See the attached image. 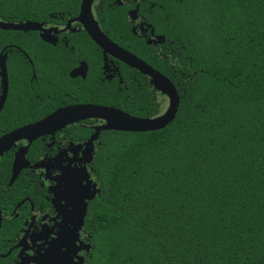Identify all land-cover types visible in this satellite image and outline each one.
I'll return each mask as SVG.
<instances>
[{
  "label": "trees",
  "instance_id": "1",
  "mask_svg": "<svg viewBox=\"0 0 264 264\" xmlns=\"http://www.w3.org/2000/svg\"><path fill=\"white\" fill-rule=\"evenodd\" d=\"M77 1L34 5L57 11ZM27 5L0 0V14ZM160 6L155 29L171 42V56L142 59L174 86L177 112L157 131L107 130L98 138L89 164L97 192L83 222L86 264H264V0ZM19 88L16 98L9 89L0 135L21 125L6 107L12 99L22 112L30 95ZM67 90L76 102L137 117L159 112L149 91L136 94L134 85Z\"/></svg>",
  "mask_w": 264,
  "mask_h": 264
},
{
  "label": "flooded vegetation",
  "instance_id": "2",
  "mask_svg": "<svg viewBox=\"0 0 264 264\" xmlns=\"http://www.w3.org/2000/svg\"><path fill=\"white\" fill-rule=\"evenodd\" d=\"M162 2L165 0H92L90 14L106 38L157 71L142 56L145 52L157 59L171 56V42L155 29L162 17H156L154 7L162 10ZM80 3L78 0L51 11L48 5L35 6L34 0H28L27 8L19 6L14 12L0 14L2 23H30L39 28L0 29V95L2 71L6 79L0 113L9 89L11 97L16 98L21 86L28 88L30 95L20 105L22 112L14 100L6 104L10 110L8 118L21 123L15 128L37 122L66 106L94 104L76 102L67 93V86L77 84L94 91L99 84L124 91L134 85L136 94L149 91L158 108L157 115L166 108V97L152 88L148 77L103 53L89 39L76 21ZM74 70L76 74L70 77ZM103 124L99 119L81 120L29 144L19 140L0 151V264H86L90 243L83 230L87 207L83 212L82 205L89 200H84L83 182L87 183L85 194L92 189L97 192L89 164L98 138L107 131L96 130ZM95 133L91 151L85 152L86 143ZM26 145L23 158L27 164L10 182L14 154ZM84 155L90 156L87 162Z\"/></svg>",
  "mask_w": 264,
  "mask_h": 264
},
{
  "label": "water",
  "instance_id": "3",
  "mask_svg": "<svg viewBox=\"0 0 264 264\" xmlns=\"http://www.w3.org/2000/svg\"><path fill=\"white\" fill-rule=\"evenodd\" d=\"M92 0H81L79 15L76 21L80 22L82 28L89 39L105 54H109L113 58L127 65L128 67L138 71L140 74L149 78V80L160 90L167 99V106L164 111L154 117L139 118L130 116L121 110L105 107L94 104H78L70 105L55 110L43 119L15 128L8 133L0 136V151L8 148V146L19 140H26L28 144L35 138L51 134L65 126L74 124L81 120L99 119L104 121V125L96 130H115L125 131L132 133H144L163 129L174 119L178 108V95L171 84V82L162 74L153 70L150 66L142 60L136 58L132 54L122 50L114 43H112L106 36L99 30L98 26L93 21L90 14V3ZM0 29L2 30H17L29 31L39 30L38 27L30 23H2L0 22ZM79 69V68H78ZM76 70L70 73V77L76 74ZM1 95H0V109L5 99L6 94V79L4 72H1ZM27 146L19 148L14 154L12 161L10 182L16 177L19 170L27 163L24 161V155ZM94 192V191H93ZM96 192V191H95ZM94 194L90 196H94ZM90 197L89 199H91ZM87 199V200H89ZM82 211H85V202L83 203Z\"/></svg>",
  "mask_w": 264,
  "mask_h": 264
},
{
  "label": "rangeland",
  "instance_id": "4",
  "mask_svg": "<svg viewBox=\"0 0 264 264\" xmlns=\"http://www.w3.org/2000/svg\"><path fill=\"white\" fill-rule=\"evenodd\" d=\"M149 83L151 84V86H152V88L154 89V90H156L158 93H160L163 97H165V95L164 94H162V92L160 91V90H157V88H156V86H154V84L151 82V81H149ZM165 107H166V105H165ZM104 125V124H103ZM96 138V133L93 135V136H91L90 137V139L88 140V142L86 143V145H85V147H84V151L85 152H90L91 151V141H93L94 139ZM83 151V150H82ZM84 158H85V162H87L89 159H90V156L89 155H84ZM84 160V159H83ZM87 183H86V181H84L83 182V188H84V194H83V196H84V198H86V199H84V200H87V199H89L90 197H92V196H90V195H92V194H94V192H93V190L94 189H92V188H90V189H92V190H90V191H88V192H86V194H85V188H86V185Z\"/></svg>",
  "mask_w": 264,
  "mask_h": 264
}]
</instances>
